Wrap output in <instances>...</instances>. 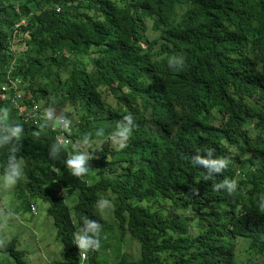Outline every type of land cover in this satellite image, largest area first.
<instances>
[{"label":"trees","instance_id":"1","mask_svg":"<svg viewBox=\"0 0 264 264\" xmlns=\"http://www.w3.org/2000/svg\"><path fill=\"white\" fill-rule=\"evenodd\" d=\"M156 1L0 0V86L15 77L26 102L41 101L72 121L70 144L53 155L61 129L41 120L26 123L0 102L6 110L0 127H20L18 138L0 146L1 172L9 155L23 165L24 177L12 192L15 210L33 215L30 204H48L53 220L43 264L54 260L48 256L51 242L59 243L62 264L78 263L82 252L71 237L86 220L100 225L99 246L86 251V264L105 263L128 236L140 242L141 256L117 264H264L263 124L237 165L205 179L207 170L192 157L218 143L206 137L201 147L195 135L173 134L169 116L162 119L175 81L197 91L198 73L208 74L215 58L264 69V0H170L161 11L149 8ZM20 19L31 35L24 51L18 34L12 35ZM193 42L202 50L197 58ZM168 58L182 59L168 66ZM230 75L232 98L264 112V79L257 85L242 70ZM231 106L255 114L236 102ZM125 116L142 121L117 148L110 135ZM74 152L85 154L88 171L79 177L64 163ZM225 179L236 181L233 192L214 187ZM61 185L71 186L69 203L58 194ZM102 197L111 201L110 221L97 207ZM16 241L0 235V264H33Z\"/></svg>","mask_w":264,"mask_h":264},{"label":"clouds","instance_id":"2","mask_svg":"<svg viewBox=\"0 0 264 264\" xmlns=\"http://www.w3.org/2000/svg\"><path fill=\"white\" fill-rule=\"evenodd\" d=\"M170 0H158L150 9H157L161 11L162 8L168 4ZM87 3L85 2L79 8L78 17L82 16L86 12ZM55 10L60 11V6L56 5ZM180 10V8H179ZM178 10V11H179ZM178 20L179 29L183 23L179 17L175 16ZM25 19H20L18 23L13 25L15 31L12 35L15 37V32L18 34V41H22L19 51L26 50L27 40H31L30 30L22 29L21 26L25 25ZM193 52L196 58L202 54V50L199 48L198 42L192 44ZM18 51V49H16ZM182 58H168V66L173 63L180 64ZM253 69L241 68L247 67L246 63L231 62L227 58L219 57L212 61V69L206 71L208 74L198 73L200 79V85L198 90L193 92L189 85L180 81L178 84L175 81L173 90L169 93L168 99L163 103L166 110L162 113V119L166 116L171 118L174 124L173 134L179 132L186 135V139L192 135H195L196 142L203 146L206 145V137L211 138L214 142L218 143L217 148L207 149L201 154H196L192 157L195 164L204 167L207 170V175L204 177L208 179L211 174L224 172V169L230 164H236L241 160L244 154L252 147L251 139L256 136V128L259 122L264 127V112L259 110H251L246 106H243L240 102L236 101L230 95L229 83L233 72L238 70L243 71V75L247 76L251 82L256 81L257 85L264 79V69L260 67V63L254 64ZM156 69V68H155ZM175 69L174 71H178ZM264 83V80H263ZM27 95L24 93L23 88L20 86L18 80L7 77L0 86V102L3 103L4 108L7 109V104L11 105L13 109L17 111V114L21 119L34 126L39 124V121L50 123L52 128L59 127L61 130L56 134L57 145H53L51 153L55 155L60 147L68 146L71 142V119L66 117L62 110H54L53 107L44 105L41 101H33L30 105L27 101ZM231 102H236L245 111L250 113H238L232 106ZM6 115V110H0ZM4 115H0V120L4 119ZM142 121L139 116L123 117L122 122H118L115 130L111 133L110 138L117 148H123L126 145L128 136L132 129V125ZM145 125L146 120H143ZM7 131V135H0V146L6 145L9 139L18 138L20 134V127L8 128L7 125L0 127V132ZM100 135L99 133H97ZM10 152H14L15 149H10ZM200 155V156H199ZM202 156V157H201ZM65 166L71 171L74 176H81L85 174L88 169L84 167L85 154L74 152L69 155L65 160ZM235 177L238 178L240 169L237 167L234 169ZM24 177L22 161L15 158L13 155H9L7 161L3 167V171L0 169V188L13 189L17 181ZM58 189V194L62 197L64 203L66 202L69 194H73L71 186H64ZM215 188H225L228 193H231L236 188L235 180L225 179L219 184L214 186ZM74 198L72 200H75ZM261 204L259 209L264 211V198L260 199ZM66 203H69L66 202ZM46 204V212H47ZM111 206V201L105 198H100L97 201V207L101 211ZM30 211L32 216H36L37 206L36 204H30ZM13 212L22 213V210H15V203ZM29 213V212H28ZM30 214V213H29ZM53 221V220H52ZM85 227L81 231L78 227L72 234L71 241H73L76 247L81 250L80 259L77 264H86V251L88 249H96L99 246V240L96 238L100 225L97 222L85 221ZM80 230V231H79ZM33 238V237H31ZM133 242L137 245L138 252L136 255L129 251V244ZM16 247L23 252V257L27 260L32 253L29 248L20 247V244H16ZM59 251V250H58ZM58 251L54 252L56 260H53L52 264H62L61 260L56 256ZM141 244L135 237L122 238L116 244L115 254L106 260L102 264H117L120 260H134L141 256ZM42 256L47 255L42 252ZM118 257V258H117ZM117 258V259H116ZM33 264H41L40 262H32ZM44 263V262H43ZM42 263V264H43ZM97 264V263H96Z\"/></svg>","mask_w":264,"mask_h":264},{"label":"rangeland","instance_id":"3","mask_svg":"<svg viewBox=\"0 0 264 264\" xmlns=\"http://www.w3.org/2000/svg\"><path fill=\"white\" fill-rule=\"evenodd\" d=\"M12 192V188L7 190L0 188V235L6 237L7 240L16 237V244L32 250L28 260L42 264L45 260V257L42 256V252L44 253V237H49L50 225L53 226L52 220L47 217L46 205L38 204L36 216H32L28 212L15 213L13 212L15 201ZM99 212L106 221H110L109 218L113 216V207L111 205L103 211L99 209ZM58 250L59 243L51 242L48 247L50 253L48 256L50 255L51 260L53 258L56 260L54 252ZM129 251L136 255L138 252L137 245L131 242ZM115 252L116 247L114 254ZM108 264H112V261Z\"/></svg>","mask_w":264,"mask_h":264}]
</instances>
